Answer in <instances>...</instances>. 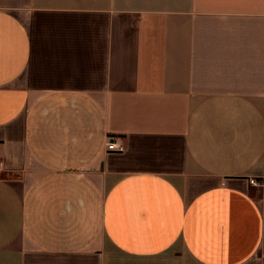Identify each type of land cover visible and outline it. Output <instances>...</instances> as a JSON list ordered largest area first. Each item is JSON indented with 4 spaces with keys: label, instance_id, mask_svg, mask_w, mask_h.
Returning <instances> with one entry per match:
<instances>
[{
    "label": "crops",
    "instance_id": "1",
    "mask_svg": "<svg viewBox=\"0 0 264 264\" xmlns=\"http://www.w3.org/2000/svg\"><path fill=\"white\" fill-rule=\"evenodd\" d=\"M0 264H264V0H0Z\"/></svg>",
    "mask_w": 264,
    "mask_h": 264
},
{
    "label": "built area",
    "instance_id": "2",
    "mask_svg": "<svg viewBox=\"0 0 264 264\" xmlns=\"http://www.w3.org/2000/svg\"><path fill=\"white\" fill-rule=\"evenodd\" d=\"M107 149L112 152H123L125 150V146L122 142H119L115 138H110L108 143H107ZM250 183L257 185L259 184L255 178H250Z\"/></svg>",
    "mask_w": 264,
    "mask_h": 264
}]
</instances>
